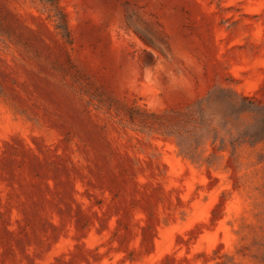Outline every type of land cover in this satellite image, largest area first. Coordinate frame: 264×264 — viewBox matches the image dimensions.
I'll list each match as a JSON object with an SVG mask.
<instances>
[{"label": "rangeland", "instance_id": "374dc122", "mask_svg": "<svg viewBox=\"0 0 264 264\" xmlns=\"http://www.w3.org/2000/svg\"><path fill=\"white\" fill-rule=\"evenodd\" d=\"M0 264H264V0H0Z\"/></svg>", "mask_w": 264, "mask_h": 264}, {"label": "trees", "instance_id": "16d2710c", "mask_svg": "<svg viewBox=\"0 0 264 264\" xmlns=\"http://www.w3.org/2000/svg\"><path fill=\"white\" fill-rule=\"evenodd\" d=\"M47 1H50V2H57L58 0H47Z\"/></svg>", "mask_w": 264, "mask_h": 264}]
</instances>
